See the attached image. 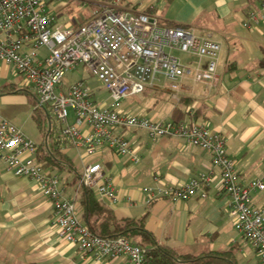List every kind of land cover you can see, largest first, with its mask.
Returning <instances> with one entry per match:
<instances>
[{
    "label": "crops",
    "instance_id": "1",
    "mask_svg": "<svg viewBox=\"0 0 264 264\" xmlns=\"http://www.w3.org/2000/svg\"><path fill=\"white\" fill-rule=\"evenodd\" d=\"M263 1L143 0L137 4L136 7L144 9L148 3H153V11L159 20L192 27L198 35H210L219 41L217 72L220 79L212 86L194 80L189 73L183 79L180 100L172 98L167 85H159L143 91L144 95L137 97L128 108L122 107L158 119L191 121L198 118L206 121L225 136L226 151L234 159L243 182L264 174ZM82 2L91 5L86 18L101 0ZM65 6L57 12L49 10L57 18V24L68 21L60 22L56 17ZM251 11H255L257 20L249 19ZM246 20H250V26L244 25ZM186 54L182 62L192 68L206 63L205 58ZM12 69L0 59V79L7 80L4 83H15L8 82ZM93 95L97 103L108 104L109 95L100 97L94 89ZM26 101L21 92H0V116L18 125L25 133L26 124L22 125L25 121L8 106ZM69 120H75V113ZM116 133L129 139L140 155L139 161L134 162L128 155L117 153L107 145H101L95 155L87 158L83 147L58 139L59 127L51 133V144L59 146L68 159L67 163L61 162L62 169L56 170L63 178L64 194L76 202L85 222L82 171L76 157L83 169L86 160L102 164L119 192L116 203L104 202L119 218L144 216L145 228L159 244L168 245L179 254L226 252L235 264H258L252 244L234 226L227 197L220 190L221 170L214 166L210 150L190 145L181 138L152 136L144 129H118ZM45 140L47 142L48 138L36 142L40 151ZM203 172L212 175L209 184L204 186L207 192L204 198L194 195L179 201L169 197L148 199L142 190L144 186L182 184ZM129 196L130 200L127 199ZM252 201L264 205V191H252ZM0 264L130 263L125 255L98 259L61 238L53 224L52 202L40 191L38 183L29 176L15 174L0 157Z\"/></svg>",
    "mask_w": 264,
    "mask_h": 264
},
{
    "label": "built area",
    "instance_id": "2",
    "mask_svg": "<svg viewBox=\"0 0 264 264\" xmlns=\"http://www.w3.org/2000/svg\"><path fill=\"white\" fill-rule=\"evenodd\" d=\"M48 1L0 0V59L22 75L25 86L35 92L38 106L51 107L59 123L58 139L83 147L87 158L107 145L134 162L140 159L138 151L116 130L144 129L152 136L181 138L210 150L214 166L221 170L220 190L227 197L234 226L252 244L258 264H264V205L252 201V191H264V174L241 181L235 161L226 151L225 136L206 121L158 119L121 106L126 97L159 85H167L172 98L180 100L183 79L189 73L196 81L217 85L220 42L210 35H198L192 27L161 24L153 3L144 9L136 7L143 0H101L77 25L57 24L47 9ZM249 19L257 20L255 11L249 13ZM250 24V20L244 21V25ZM174 49L205 58L206 63L192 68ZM80 64L106 86L108 104L97 103L93 89L83 79L64 85V74ZM137 68L139 75L134 71ZM70 108L75 113L73 122L69 120ZM38 151L39 145L22 128L0 116V157L15 174L38 183L52 202L53 224L61 238L98 259L125 255L130 264H149L146 246L125 236H101L90 229L76 202L64 194L62 176L42 166ZM211 179V173L203 172L182 184L144 186L142 190L148 199L204 198V186ZM81 184L102 201L114 204L119 200L112 177L99 161L84 162Z\"/></svg>",
    "mask_w": 264,
    "mask_h": 264
},
{
    "label": "trees",
    "instance_id": "3",
    "mask_svg": "<svg viewBox=\"0 0 264 264\" xmlns=\"http://www.w3.org/2000/svg\"><path fill=\"white\" fill-rule=\"evenodd\" d=\"M59 14H61V11L56 14V17ZM86 18H83V20ZM83 20L73 19L71 20V24L77 25ZM159 22L161 24L180 25L170 24L161 20ZM24 90L13 82L0 85V92H23ZM34 102L33 117L40 121L37 113L39 114V110L42 108L37 105L36 100ZM45 132L46 137L49 138V135L52 133V122L50 131L47 132L46 129ZM42 146V150L38 151L39 161H41L44 168L57 173L56 170L63 168L61 162H68L66 154L61 151L59 146L50 144L48 140L47 142L45 140ZM82 203L85 205L83 216L94 233L106 237L125 236L135 243L146 246L149 251V264H235L230 260L226 252H207L199 255L190 253L179 254L174 248L165 244H159L153 234L145 228L144 216L140 218H119L113 208L106 202L98 199L88 187H84Z\"/></svg>",
    "mask_w": 264,
    "mask_h": 264
},
{
    "label": "rangeland",
    "instance_id": "4",
    "mask_svg": "<svg viewBox=\"0 0 264 264\" xmlns=\"http://www.w3.org/2000/svg\"><path fill=\"white\" fill-rule=\"evenodd\" d=\"M82 1L83 0H51L48 3L47 9L52 12H57V9H60L64 5H66L63 10L64 12L59 14L58 20L60 22H63L68 19L66 23H70L73 19L83 20V18L87 15L88 11H90L91 5L88 2ZM173 53L180 57L181 60H185V58L187 57V54L185 52H182L177 49H174ZM80 79H83L92 89L96 91V94L100 95V97H107V95H109V91L107 90L106 86L102 83V81L99 80L98 77L92 75L87 66L84 64H80L75 69L68 70L63 76V83L70 85L71 83ZM9 81H14L19 88L25 89L21 93H23L27 101L26 103L10 104L8 107L12 109L18 117L25 121V123L23 122L22 125L26 124L24 127L26 133L30 137H32V139H34L36 142L42 141L46 138V129L48 132L49 119L47 113H49L51 118L52 132L55 131L57 127H59V123L56 119L55 114L52 112L51 107L46 104V109L42 106V109L39 110V114L37 113L40 121L36 120L32 116V111L34 113L33 108L35 104V92L31 88L26 89L22 75L13 69L11 70L10 76L8 78V82ZM4 82H7V80L3 81L0 79L1 84H3ZM145 90H151V88L146 87ZM143 95L144 92L128 96L127 98L123 99L121 106L123 108H128L131 105V102H134L137 97L141 98ZM73 113L74 111L70 108L69 114L71 117L73 116ZM48 141L51 144L52 134L49 135ZM76 159V162L78 163V168L83 171V166L80 163L79 158L76 157Z\"/></svg>",
    "mask_w": 264,
    "mask_h": 264
},
{
    "label": "water",
    "instance_id": "5",
    "mask_svg": "<svg viewBox=\"0 0 264 264\" xmlns=\"http://www.w3.org/2000/svg\"><path fill=\"white\" fill-rule=\"evenodd\" d=\"M134 71H135L138 75L140 74V70H139L138 68H137V69H134ZM145 78L147 79V74H146ZM47 115H48V119H49V126H48V132H49L50 129H51V118H50L49 113H47Z\"/></svg>",
    "mask_w": 264,
    "mask_h": 264
},
{
    "label": "bare ground",
    "instance_id": "6",
    "mask_svg": "<svg viewBox=\"0 0 264 264\" xmlns=\"http://www.w3.org/2000/svg\"><path fill=\"white\" fill-rule=\"evenodd\" d=\"M42 107V106H41ZM45 108V107H44ZM195 119V118H194ZM198 119V118H197Z\"/></svg>",
    "mask_w": 264,
    "mask_h": 264
}]
</instances>
